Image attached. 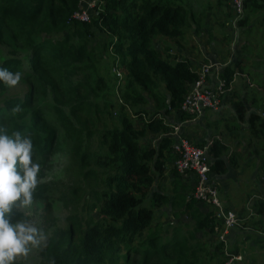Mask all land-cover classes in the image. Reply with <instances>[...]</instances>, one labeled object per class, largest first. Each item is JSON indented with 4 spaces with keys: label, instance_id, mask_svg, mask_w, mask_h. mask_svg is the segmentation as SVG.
I'll use <instances>...</instances> for the list:
<instances>
[{
    "label": "trees",
    "instance_id": "trees-1",
    "mask_svg": "<svg viewBox=\"0 0 264 264\" xmlns=\"http://www.w3.org/2000/svg\"><path fill=\"white\" fill-rule=\"evenodd\" d=\"M95 1L85 22L72 18L80 0H0V67L19 70L25 86L9 95L11 87L0 84V126L33 139L41 165L33 199L43 203V215L53 219L56 205L69 212L65 231L46 239L39 264L213 263L222 251L223 223L193 197L197 177L190 174L195 182L187 183L172 166L171 188L163 184L176 158L170 126L191 118L180 109L184 96L201 74L215 73L204 74L208 63L195 69L173 51L183 47L188 27L199 31L212 4L196 18L187 1ZM214 6L233 9L227 25L242 38V55L220 73L225 89L237 73L243 78L223 132L257 145L264 140V0H242L239 12L234 0ZM17 104L23 110L14 116ZM219 135L207 150L212 179L240 163ZM57 154L67 157L59 174ZM47 176L54 180L44 181ZM258 204L264 213V200ZM166 207L173 218L184 208L189 221L165 228L157 212ZM12 214L23 218L20 210ZM210 237L212 253L206 242L196 244Z\"/></svg>",
    "mask_w": 264,
    "mask_h": 264
},
{
    "label": "rangeland",
    "instance_id": "rangeland-1",
    "mask_svg": "<svg viewBox=\"0 0 264 264\" xmlns=\"http://www.w3.org/2000/svg\"><path fill=\"white\" fill-rule=\"evenodd\" d=\"M88 0H80L79 6H84ZM166 1V0H165ZM179 1H187L191 9L195 12V17H199L201 14V11L205 10V7L209 6L212 4V7L210 10H208L205 13V16L203 17V22L202 26L199 29V31L194 32L195 28L193 26H190L186 29V36H185V43H187V51L190 53L193 52H198L199 50L202 49V45L200 43L196 44L195 47H191L193 45L192 42H190V39H197L198 35L204 37L205 41L204 43H207L208 45L206 47H209L213 51H219L222 52V54L225 57H228L229 63L233 62L234 60H238V57L242 55V38L238 35V30L236 28L227 25L228 22L234 21L235 16H234V11L233 9H229L226 6L222 9L217 8L214 6L216 4V0H179ZM185 6V4H184ZM187 7V6H186ZM198 20V19H196ZM236 23V22H234ZM232 22L230 23V25ZM197 36H196V35ZM6 46H3V52L6 51ZM238 52V53H236ZM240 52V53H239ZM175 54V51L173 52ZM236 57V58H235ZM219 62L223 63L221 59ZM219 62H213V63H219ZM210 62L208 63V65ZM27 66V65H26ZM25 66V67H26ZM221 67V64L219 63V67ZM113 73V72H112ZM114 74V73H113ZM242 80L243 78L239 73L235 75V81L231 85V90L230 93H232L236 89H240L242 86ZM22 82L20 81L16 86L9 88V95L10 94H15L20 91H23L25 89L24 84H21ZM254 87L257 88L256 85ZM260 90V88H259ZM263 91V90H262ZM261 91V92H262ZM229 93V94H230ZM222 109V108H221ZM132 110H134L132 108ZM234 110V109H233ZM221 111V110H220ZM219 111V112H220ZM133 112V111H132ZM131 112L132 116L134 117L133 113ZM116 114V112L114 113ZM234 117V114L232 115ZM146 117V116H145ZM233 117H226V121L221 122L219 125L216 126V129L221 130L222 132L224 129L226 130L225 125H227L228 122H231ZM216 119L218 118L215 117ZM135 123L137 126H142L144 123L142 120H140L139 117L135 118ZM184 122V121H182ZM182 122H176V124H181ZM181 126V125H180ZM182 128L184 129V134L190 140L193 144L196 143L198 140L197 137H199V134H203L204 131L205 133L207 130H204L201 128V126L192 118L187 119L186 122L182 123ZM226 133V132H225ZM221 136V135H220ZM151 141H154L153 138H151ZM241 142L245 143L242 144L243 147V154H244V159L240 160V163L243 162V164L249 163V167H245V172L248 177H250L249 180H253L254 177H257V181H259V184H261V178L264 176V149H263V141L259 144H255L251 142L252 144H247L245 139L240 140ZM257 155V156H256ZM53 164L55 167V172L56 174H59L62 172L64 169L66 170V161L67 157H61L59 154L56 156L52 157ZM173 163L168 162L167 164V171H166V178L163 181V184L166 189H170V182L172 180V175L170 171L172 170ZM256 166V168H255ZM239 167V165H238ZM237 168V167H236ZM236 168H231V170H234ZM253 172H256L255 175H252ZM69 175H67L65 178L67 179ZM63 178V176H61ZM182 180L191 183L195 182L194 178H191V176L187 175H182L181 176ZM54 178L51 176H47L44 181L49 182L53 181ZM215 180V179H214ZM216 181V180H215ZM217 183V182H216ZM257 184V183H256ZM258 186L255 185L257 189L254 191L258 190ZM249 188V187H248ZM253 195V194H252ZM253 196H251L252 199ZM250 199V200H251ZM252 202V201H251ZM43 203L41 201H35L33 199V205L31 207H14L13 210H20L23 214V218H27L31 221V223L36 226L38 229L42 230L45 239L40 243L39 246L32 248L31 251L27 256H19L16 258L15 263H23V264H39L42 260L41 256V251L44 246V243L46 239L49 236L52 237H59L67 228V215L69 212L67 211L66 207L64 205H56L53 211V219L47 218L43 214ZM164 212L158 211V220L161 222L160 224H163L165 228H168V223H177V222H188L189 219L187 218L186 210L184 208H177L176 211L179 212V218H173L172 216V209L170 207H166ZM229 232V230H228ZM226 232V234L228 233ZM198 234L197 236H199ZM205 242L202 241H197L196 244L198 247H205L206 244ZM207 252L212 253L211 251V244L208 245L207 243ZM221 258V257H220Z\"/></svg>",
    "mask_w": 264,
    "mask_h": 264
},
{
    "label": "crops",
    "instance_id": "crops-1",
    "mask_svg": "<svg viewBox=\"0 0 264 264\" xmlns=\"http://www.w3.org/2000/svg\"><path fill=\"white\" fill-rule=\"evenodd\" d=\"M190 42L193 43L191 47H195L196 44L200 43L204 51L199 50L198 52L190 53L187 51V43H185L184 40L182 44L183 47L178 49L176 48L174 50L175 54L173 53V57L175 58L177 53L181 56L190 58L195 69H198L203 64L209 62H219L220 60L217 59H221L223 61V63L219 62L221 67L217 70H214L215 73L206 79V84L213 87L215 84L220 82V73L222 72V69H224V66H226L227 63L230 64L228 59L229 56L225 57L222 52L213 51L209 47H206L208 44L204 43L206 41L204 37L200 35H198L197 39H190ZM230 90L231 89H226L222 100V109L220 112L208 110L199 119H194L195 123L197 122L201 128L207 130L206 133L204 131L203 134H199V137H197L198 140L196 143H194L195 145H209L212 139L211 136H214V134L219 135L221 132L219 129H216V126L221 122L226 121V117H233L232 115L234 114V108L231 98L232 93H230ZM217 116L218 118L216 119L215 117ZM182 123L180 124L181 126L176 123L173 124V126H170L168 134L172 135L175 126H177L179 127V133L186 137V134H184V129L182 128ZM221 136L222 139L224 138V141L228 143L230 151L237 155H241H238V160H243L244 150L242 144L245 145V143L241 142L234 134L229 135L223 132V135ZM246 166L249 167V163L243 164L242 162L239 163V167L234 170H229V172L224 175H213V178L217 182L220 198L224 207L236 213L238 224L237 226L230 229L227 234H225V241L222 246V251L217 253L215 261H213V263L210 262V264H220L222 259H225H220V257H223L226 253L241 257L240 260L235 261L233 264H264V213L258 212V207H260L258 203L261 201L262 196L261 184H259V181H257L256 176L253 180H249L250 177H248L245 172ZM255 173L256 172H253L252 175H255ZM258 184V190L254 191L257 189L255 185L258 186ZM251 196H253L252 199ZM221 234H223V231ZM214 241L215 239H212L211 237L203 240V242L211 243V251L215 250L214 247H212Z\"/></svg>",
    "mask_w": 264,
    "mask_h": 264
},
{
    "label": "clouds",
    "instance_id": "clouds-1",
    "mask_svg": "<svg viewBox=\"0 0 264 264\" xmlns=\"http://www.w3.org/2000/svg\"><path fill=\"white\" fill-rule=\"evenodd\" d=\"M22 73L0 67V84L16 86ZM17 104L11 109L15 116L22 112ZM41 165L34 158L30 135L0 126V264H15L19 256H27L45 239L42 230L27 218L13 219L14 207H31L38 186ZM54 264V261H49Z\"/></svg>",
    "mask_w": 264,
    "mask_h": 264
},
{
    "label": "built area",
    "instance_id": "built-area-1",
    "mask_svg": "<svg viewBox=\"0 0 264 264\" xmlns=\"http://www.w3.org/2000/svg\"><path fill=\"white\" fill-rule=\"evenodd\" d=\"M98 3L95 0H88L84 6H79L72 18L80 21L89 22L91 11H94ZM236 11L239 12L242 0H234ZM219 63H210L203 66V73L206 74L210 69H219ZM117 76L121 74L117 72ZM206 76V75H205ZM201 74L200 79L195 82L192 88L184 96L181 104V111L191 116L192 119H199L206 111L219 112L223 105V95L226 92L224 81L220 79L217 86H208L206 78ZM174 136L173 154L176 156L173 166L181 175L194 174L197 177V184L193 197L209 204L218 219L223 223V234L220 238L225 241V234L228 230L237 226L238 218L235 212L224 207L219 195V188L214 179L210 177L211 165L207 155L208 145L199 147L193 144L187 137L179 133V127L175 126L172 133ZM210 145V144H209ZM261 200H264V176L261 178ZM226 259L222 264H233L241 259L240 256L225 254Z\"/></svg>",
    "mask_w": 264,
    "mask_h": 264
},
{
    "label": "water",
    "instance_id": "water-1",
    "mask_svg": "<svg viewBox=\"0 0 264 264\" xmlns=\"http://www.w3.org/2000/svg\"><path fill=\"white\" fill-rule=\"evenodd\" d=\"M169 99V98H168Z\"/></svg>",
    "mask_w": 264,
    "mask_h": 264
}]
</instances>
